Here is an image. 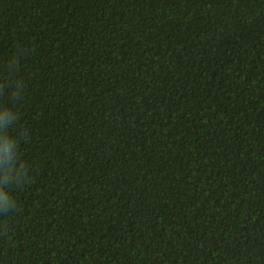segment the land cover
I'll return each mask as SVG.
<instances>
[{
	"label": "trees",
	"instance_id": "16d2710c",
	"mask_svg": "<svg viewBox=\"0 0 264 264\" xmlns=\"http://www.w3.org/2000/svg\"><path fill=\"white\" fill-rule=\"evenodd\" d=\"M4 80L0 264H264V0H0Z\"/></svg>",
	"mask_w": 264,
	"mask_h": 264
},
{
	"label": "clouds",
	"instance_id": "9594fccd",
	"mask_svg": "<svg viewBox=\"0 0 264 264\" xmlns=\"http://www.w3.org/2000/svg\"><path fill=\"white\" fill-rule=\"evenodd\" d=\"M11 89L10 81H2L0 82V139L5 136H10L9 129L13 128L18 120V116L13 110L8 107L11 99H14ZM8 93L7 97H5V93ZM6 117H10L7 126H5L2 122ZM12 142L16 144V141L12 139ZM17 145V144H16ZM8 173L12 176H15L19 171L21 173L25 172V168L21 167L17 169L15 166H10L7 169ZM26 179V174L22 177V181ZM12 185H17L15 181H9L8 185L5 186L4 183L0 182V209H3L5 204L11 205V212L16 208V203L10 195L9 188ZM9 213H3L0 211V215L7 216Z\"/></svg>",
	"mask_w": 264,
	"mask_h": 264
}]
</instances>
